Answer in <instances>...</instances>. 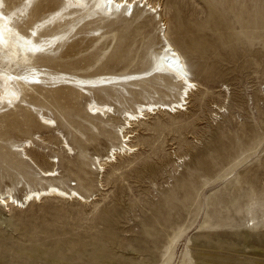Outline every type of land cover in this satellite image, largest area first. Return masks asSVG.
I'll use <instances>...</instances> for the list:
<instances>
[{
    "label": "rangeland",
    "instance_id": "rangeland-1",
    "mask_svg": "<svg viewBox=\"0 0 264 264\" xmlns=\"http://www.w3.org/2000/svg\"><path fill=\"white\" fill-rule=\"evenodd\" d=\"M152 1L156 14L136 5L131 17L108 22L104 42L87 37L95 27L89 25L46 64L79 75L144 70L165 30L197 84L187 110L149 114L131 139L138 149L107 163L97 177L94 157L116 142L120 120L88 116V98L116 99L117 115L144 98L172 102L179 86L151 74L120 90L123 96L98 89L86 96L71 86L27 92L75 153L65 155L61 138L51 139L53 128L40 126L25 108L6 112L3 138L41 135L28 153L41 167L55 163L60 174L41 180L31 160L28 167H0V192L17 178L18 198L33 180L72 184L96 198L0 206V264H264V0ZM5 3L12 8L20 0ZM34 6L20 30L61 0ZM174 156L184 158L173 166Z\"/></svg>",
    "mask_w": 264,
    "mask_h": 264
},
{
    "label": "bare ground",
    "instance_id": "bare-ground-1",
    "mask_svg": "<svg viewBox=\"0 0 264 264\" xmlns=\"http://www.w3.org/2000/svg\"><path fill=\"white\" fill-rule=\"evenodd\" d=\"M37 1L20 0L18 5L8 8L6 0H0V119L6 112L17 110L19 107L25 108L34 114L40 126L49 130L53 128L51 139L61 138L62 148L68 156L67 150L74 154V148L59 130L57 122L40 112L36 105L27 99V92L30 90L36 91L38 87L52 89L71 86L76 90H81V93L86 96H90L89 93L94 89L122 95L120 90L127 92L126 87L137 84V81L141 79L152 77L151 74L157 77H169L174 85L179 86L177 98L172 102L166 103L163 100L144 98L136 101L129 108L121 109L117 115L114 102L117 101L116 99L112 101L107 94H104L102 100H98L93 95L88 98L85 104L88 116L107 120L118 116L120 120L114 129L116 142H111L112 144L107 146L105 154H96L94 157L96 161L94 160L93 164L98 177L105 171L107 163H116L119 157L130 155L138 149L131 139L134 136L136 125L146 120L149 114H157L160 111L177 114L187 110L185 105L189 103V98L197 90V84L190 77L181 54L166 37L165 30L159 31V49L149 55L150 66L144 70L107 71L93 75H79L74 72L50 69L46 64L49 60H53L50 55L56 49L80 37L81 32L89 25L95 27L90 28L91 31L87 37L104 42L108 38L104 31L108 22L122 17H131L136 7L140 5L156 14L160 10L157 6L158 2L152 0H61V6L58 9L32 22L25 29L26 31L20 30L19 24L23 23L24 17L28 16ZM157 16L159 17L158 14ZM62 26L63 28L58 31H50L52 28ZM215 106L219 111L222 108L221 105ZM213 115L216 116L217 113ZM3 133V129L0 128V150L3 151L0 155V167L2 169L3 167L9 169L15 164L28 167L27 162L31 160L41 171L39 179L59 176L60 172L55 163H45L46 166L41 167L28 153L34 145V139L39 140L41 135L35 136L34 134L30 137L9 141V138H3ZM7 141L11 146L10 149L4 144ZM174 157L173 166L177 165L176 160L180 161L184 158V156ZM18 183L19 179L14 178L11 184L6 185V190L0 192V206H4L6 210H9L10 206L23 208L32 202H40L48 197L62 199L67 197V199L70 198L69 200L74 199L82 203L91 202L96 198L95 194H81L76 188L71 187L72 184L66 187L56 182L37 185L34 180L32 184L27 185V189L24 187L23 195L18 198L15 193ZM98 183L102 187L101 178L98 179ZM73 185L76 183L74 182Z\"/></svg>",
    "mask_w": 264,
    "mask_h": 264
}]
</instances>
